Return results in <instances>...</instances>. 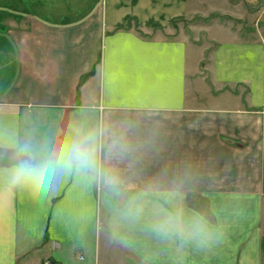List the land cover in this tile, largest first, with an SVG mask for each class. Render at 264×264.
<instances>
[{
  "label": "crops",
  "instance_id": "1",
  "mask_svg": "<svg viewBox=\"0 0 264 264\" xmlns=\"http://www.w3.org/2000/svg\"><path fill=\"white\" fill-rule=\"evenodd\" d=\"M196 1L0 0V264H264V0Z\"/></svg>",
  "mask_w": 264,
  "mask_h": 264
},
{
  "label": "clouds",
  "instance_id": "2",
  "mask_svg": "<svg viewBox=\"0 0 264 264\" xmlns=\"http://www.w3.org/2000/svg\"><path fill=\"white\" fill-rule=\"evenodd\" d=\"M99 134L73 128L55 148H40L30 142L18 150V158L11 170L13 183H30L38 189L46 188L55 174L75 169L99 175Z\"/></svg>",
  "mask_w": 264,
  "mask_h": 264
},
{
  "label": "rangeland",
  "instance_id": "3",
  "mask_svg": "<svg viewBox=\"0 0 264 264\" xmlns=\"http://www.w3.org/2000/svg\"><path fill=\"white\" fill-rule=\"evenodd\" d=\"M200 2L202 1V0H199ZM197 2L198 1H196L195 0V2H194V7L195 8H198V5H197ZM201 6V5H200ZM198 11H201L202 9H197ZM183 31H185V30H183ZM186 32V31H185ZM174 34H172L171 36H173V37H176L179 33H180V30H178V29H176L174 32H173Z\"/></svg>",
  "mask_w": 264,
  "mask_h": 264
},
{
  "label": "built area",
  "instance_id": "4",
  "mask_svg": "<svg viewBox=\"0 0 264 264\" xmlns=\"http://www.w3.org/2000/svg\"><path fill=\"white\" fill-rule=\"evenodd\" d=\"M80 259H81V257H80Z\"/></svg>",
  "mask_w": 264,
  "mask_h": 264
}]
</instances>
